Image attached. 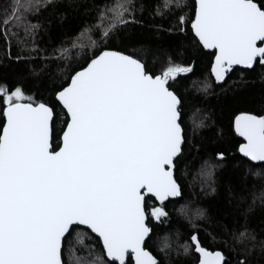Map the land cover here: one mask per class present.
I'll return each mask as SVG.
<instances>
[{
	"label": "snow or ice",
	"instance_id": "6c2138e0",
	"mask_svg": "<svg viewBox=\"0 0 264 264\" xmlns=\"http://www.w3.org/2000/svg\"><path fill=\"white\" fill-rule=\"evenodd\" d=\"M52 3H0V41L9 59L30 61L21 53L35 50L40 27L31 17ZM188 7L187 0H160L156 14H175L176 31L190 24L196 46L214 50L212 82L224 90L234 66L264 71V0H194L191 17ZM136 11L135 0H111L97 8L93 22L71 41L72 49L87 51L83 63L53 90L54 103L38 100L20 83L0 82V264H172L148 248L153 245L165 256L172 249L168 237L161 245L157 234L168 223L169 204L174 209L180 204L170 198H183L175 173L195 147L188 124L195 133L208 117L190 115L186 93L198 83L189 76L193 64L166 56L156 71L146 51L126 54L106 47L116 32L138 23ZM69 51L62 46L55 58L67 62ZM212 82L205 79L197 91L208 95ZM234 130L244 141L238 147L246 158L241 163L249 171H264V115L241 113ZM226 163L223 151L200 163L206 195L216 192V171ZM228 194L245 204L246 196L231 186ZM257 201L264 206V187L230 213L228 223L216 221L234 259L202 246L204 226L197 221L207 219V210L185 201L175 210L192 230L177 254H198V264H264V239L257 241L247 223ZM77 246L84 254L77 255Z\"/></svg>",
	"mask_w": 264,
	"mask_h": 264
},
{
	"label": "trees",
	"instance_id": "16d2710c",
	"mask_svg": "<svg viewBox=\"0 0 264 264\" xmlns=\"http://www.w3.org/2000/svg\"><path fill=\"white\" fill-rule=\"evenodd\" d=\"M110 2L111 0H53L52 4L41 8L40 12L31 17L34 23L40 25L35 37V50L21 53L31 57L28 63L9 59L5 45L0 41V82L8 85L20 83L38 100L54 103L53 90L64 82L65 76L83 63L87 51L85 49L79 56L75 55L66 62L55 58L58 55L56 49L62 46L69 47L80 30L93 22L97 8ZM193 2L194 0H187L189 17L192 16ZM0 3H3V0H0ZM159 3L160 0H135L138 23H132L126 30L116 32L106 47L126 54L146 51L149 53L148 62L155 66L156 71L165 63L166 56L182 65L193 64V72L189 76L198 83L192 85L186 93V99L193 108L190 115L195 120L203 118L204 115L208 118L204 121L206 126L197 129L195 133L191 131V124H188V134L193 136L195 147L186 153V165L185 163L179 165V170L175 173L183 187V198L177 199L180 204H177L175 209L185 201L205 208L207 219L197 221L204 226L199 234L202 246L209 251H223L226 256L234 259L223 244L225 237L217 233L215 225L218 220L221 223H228L229 214H235L238 207H245L247 203H251V194L259 193L264 187V171L260 169L249 171V165L241 163L245 160L238 152L241 140L234 130L235 117L240 113L264 115V71L260 68L255 72L234 68L226 77L228 84L222 90L219 85L212 82L213 57L210 52L202 47L198 48L193 42L190 24L185 25L183 32L176 31L174 27L176 15L167 12L164 15H157L156 6ZM17 51L19 50L14 46L12 55L15 56ZM32 69L40 72L39 76L31 75ZM178 79L181 83H190L184 78ZM205 79L212 82L208 95L197 91ZM195 109L201 111L197 113ZM0 123H3L2 117ZM217 151L224 152L228 163L216 171V192L206 195L201 191L202 177L198 169L202 160L209 159ZM255 171H261V175H253ZM229 186L235 193L246 196L245 204L238 205L236 200L229 196ZM150 203L158 205L155 200ZM175 209L169 204L168 223L161 225L163 230L157 234L161 245L167 236V242L172 245V249L166 250L167 256L164 252H157L153 245H149L148 250L161 260L171 261L172 264H198V254L189 256L177 254V245L183 242L192 229L184 216ZM247 223L256 234L257 241L264 239V206L259 201L248 213ZM213 236L216 238L213 239ZM155 242L154 239L153 243ZM88 243L90 241L85 238V244ZM77 248V255L84 254L80 251V246ZM253 254L260 257V249H253Z\"/></svg>",
	"mask_w": 264,
	"mask_h": 264
},
{
	"label": "rangeland",
	"instance_id": "374dc122",
	"mask_svg": "<svg viewBox=\"0 0 264 264\" xmlns=\"http://www.w3.org/2000/svg\"><path fill=\"white\" fill-rule=\"evenodd\" d=\"M93 38L96 39L95 36H93ZM82 39H83V42H84L85 44H89V40H88V37H87L86 35H85ZM69 48H70V51H69V53L67 54L68 57H69V59L72 58V57L75 56V55L79 56L81 53H83V51H81V50L78 49V48H77V49H72V48H71V44H70Z\"/></svg>",
	"mask_w": 264,
	"mask_h": 264
},
{
	"label": "water",
	"instance_id": "95a60500",
	"mask_svg": "<svg viewBox=\"0 0 264 264\" xmlns=\"http://www.w3.org/2000/svg\"><path fill=\"white\" fill-rule=\"evenodd\" d=\"M204 50H206L207 52H212V51H214V50H207V49H204ZM234 68H240V66H234ZM244 113H248V112H244ZM241 114V113H240ZM250 114H252V113H250ZM256 115V114H255ZM236 134V133H235ZM237 135V137L241 140V143L242 142H244L243 141V138L242 137H239L238 136V134H236ZM240 154V153H239ZM241 155V157H242V154H240ZM243 158V157H242ZM245 160H246V158H244ZM177 199H180L179 197L178 198H170V200H177ZM158 204H159V202L158 201H156ZM165 203H167V201L165 202ZM134 263V262H133Z\"/></svg>",
	"mask_w": 264,
	"mask_h": 264
}]
</instances>
